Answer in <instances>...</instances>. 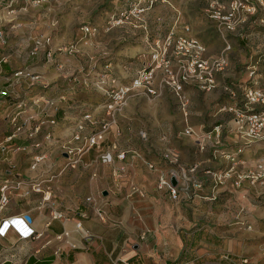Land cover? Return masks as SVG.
Wrapping results in <instances>:
<instances>
[{"label": "crops", "instance_id": "obj_1", "mask_svg": "<svg viewBox=\"0 0 264 264\" xmlns=\"http://www.w3.org/2000/svg\"><path fill=\"white\" fill-rule=\"evenodd\" d=\"M114 1L118 7L119 0ZM20 2L9 0L6 23L0 12V29L9 41L0 45V58L8 56V62H0V89L6 90L0 96V142L26 121L7 151L0 152V167L23 179L4 213L31 212L41 235L21 239L11 230L0 237V263L264 264V178H239L250 170L264 173V140L246 144L233 120L246 82H254L264 71L253 76L251 71H225L210 91L186 85L191 99L188 120L177 99L172 109L170 97L175 95L158 77L156 94L132 91L100 144L84 151L72 167L63 144L80 147L98 128L84 119L86 113L107 118L108 98L97 82L101 76L132 81L148 59L145 31L133 19L108 34L104 24L113 4L98 16L91 14L97 6L81 11L88 24L99 28L97 35H87L83 19L61 0H46L30 9H18ZM165 2L170 4L165 0L162 7ZM156 9L147 13V22L152 35H164L170 26L164 10L160 14ZM46 38L50 42L32 54L36 41ZM74 42L78 45L73 51L60 50ZM19 70L38 74L39 79L31 83L25 76L16 77ZM225 85H232L237 96L227 94ZM20 99L27 106L18 111ZM218 123L223 125L221 135L209 137ZM82 124V139L74 140ZM188 127L192 133H186ZM35 141L41 146L34 147ZM16 145L28 148L14 151ZM240 146L236 168L217 183L215 173L232 166L222 152ZM104 153L113 156L112 162L102 161ZM119 153L125 157L119 158ZM36 155L42 159L32 168ZM161 173L175 175L177 197L159 188ZM34 179L41 181L42 191L31 189ZM45 194H50L49 200Z\"/></svg>", "mask_w": 264, "mask_h": 264}, {"label": "built area", "instance_id": "obj_2", "mask_svg": "<svg viewBox=\"0 0 264 264\" xmlns=\"http://www.w3.org/2000/svg\"><path fill=\"white\" fill-rule=\"evenodd\" d=\"M159 1L164 0H135L131 10H121L117 14L110 17L109 27H115L129 20L130 17H135L140 23V27L145 31V41L149 47L148 59L138 69L130 83H119L117 79L112 78L109 84H105L107 80L102 78L98 83L103 94L108 98L106 103L107 118H94L92 114L86 113L84 119L97 125L98 128L92 134L86 137L85 142L80 147H72L70 143H64L63 147L69 156L68 165L75 167L80 160V155L89 150L95 145H99L104 137V132L112 121H114L115 113L122 110L127 103V99L132 91L143 89L149 94H156L157 89L155 83L158 77L161 82L169 87L175 95L178 104L181 108L183 116L186 120L190 116L191 99L185 92L186 85H193L201 90L210 91L218 87V75L224 73L228 67V52L231 49L229 34L236 31L239 24L247 17L256 16L264 9V0H210L207 6L208 16L214 20L220 27L222 37L226 42L224 50L215 55H208L206 46L198 38L179 34L175 27L171 28L164 35H152L149 24L145 18V14ZM42 0H32L33 5H39ZM264 21V19H261ZM85 33L96 35L99 28L94 25L86 24L82 27ZM50 42V38L39 39L34 44L31 53L36 54L43 46ZM9 44L7 34L0 29V45L7 46ZM71 45L70 50H73ZM67 47H61L60 50H67ZM0 62H8V56L2 55ZM253 71L251 72V75ZM16 77L30 78L31 83L39 79L38 74H33L27 71L19 70L14 74ZM257 84V82H254ZM224 91L232 96H237V90L232 85H225ZM6 95L5 89H0V96ZM39 102V99L34 100V103ZM27 103L20 99L17 101L18 111L25 109ZM234 124L239 136L246 142L251 144L257 141L264 140V87L247 85L242 97L241 104L234 108ZM33 116H30L32 118ZM17 118V115L14 117ZM52 123L55 120H51ZM26 121H24L25 125ZM44 123V122H43ZM23 125V126H24ZM22 125H18L15 131L9 134L6 139L0 142V152L7 151L9 144L19 136L22 131ZM85 126H79V131L73 135L74 140H81L80 132ZM39 130V126L34 132ZM223 130V125L218 123L209 132V137L212 133L220 136ZM186 133H192V129L188 127ZM33 132L29 135L33 136ZM47 138H51V134H47ZM34 147H40L41 142L35 141ZM28 147L16 145L14 151L26 150ZM243 147H238L236 151L224 150L222 153L231 161L232 166L228 170L220 173H215V181L221 183L224 179L230 176V173L236 168L238 163V154L242 153ZM119 158H124L125 153H119ZM42 159V156H34L35 162L32 168H35L37 163ZM101 159L105 163H110L113 156L110 153H104ZM258 175L252 171L240 173L239 178H256ZM260 176V175H259ZM264 176V173H262ZM174 174L161 173L158 181L159 188H167L173 197H177L179 190ZM23 179L14 174L10 168L0 167V237H5L9 231H15L21 239L38 237V233L33 226L34 217L31 212H23L16 215H6L4 212L7 209L11 193L20 188ZM32 190L40 192L41 181L31 180L29 182ZM45 200L50 199V194L44 195ZM57 216H61L57 213ZM102 219L105 215L100 212ZM67 234V232L65 233ZM63 234L58 235L61 239ZM1 264V263H0Z\"/></svg>", "mask_w": 264, "mask_h": 264}, {"label": "rangeland", "instance_id": "obj_3", "mask_svg": "<svg viewBox=\"0 0 264 264\" xmlns=\"http://www.w3.org/2000/svg\"><path fill=\"white\" fill-rule=\"evenodd\" d=\"M45 1L46 0H42L39 5H33L32 0H23L22 3H19L20 6L18 7V9L27 6H29V9L31 7H39L42 3H47ZM164 1L157 2L148 12L153 11L157 7L156 11L161 14V11L163 9L165 12L166 19L168 21L167 26H170L169 29L175 27L179 34H186L198 38L206 46L208 55L219 54L224 50L226 42L222 37L221 29L219 25L208 16L207 13V6L210 0H170V4L165 2L167 3L166 6L162 7ZM61 2V5H63V7L75 9V11L72 10L69 12L73 13L79 19H83V15L85 13H81V11L88 9V6H97L96 8H91V14L92 16H98L100 11L105 10L108 5L111 6L115 1L90 0L89 4H86L85 0H68L67 2H63V0H61ZM107 2H109V4H107ZM8 3L9 0H0V12L2 13L1 21L3 23H6L7 21L4 8L7 6ZM134 3L135 0H119L118 7H115L113 4L109 8V10L106 12L109 13V17L104 24V27L107 28L108 34L111 33L113 28L119 26L117 25L115 27H112L111 29H108L110 17L113 14H117L121 10H131ZM147 13L145 14L146 20H148L146 16ZM262 18L264 19V9L261 10L258 15L247 17L246 19H244L239 24V27L236 29V31L229 34V41L232 47L228 52L229 64L225 71H253V74L251 76L255 75L257 71H264V21L261 20ZM133 19L136 18L130 17V19L125 21L124 23H130ZM80 23L82 27L88 24L87 21H85L84 19ZM71 45H73L75 48L78 43L74 42V44L63 46L67 47L68 49L61 51L67 53L73 51L74 48H72L73 50H70ZM111 46L112 48H114V45ZM101 77L104 78L103 76ZM263 77L264 75L259 76L258 79L254 81L257 82V84H254V82L249 81H247L246 84L251 85L252 83V85L254 86L264 87ZM112 78L106 77L109 82H106L105 84H109ZM99 82L100 81H98L97 83ZM173 97H170V101H172V109L175 110V103L177 101H175L176 98ZM234 116L235 114L233 115V118ZM177 121L179 123V120ZM250 171L257 174L258 176L256 178L249 179L253 180L258 178L261 179V177L264 178L262 174L260 175L254 172L253 170ZM201 222L203 223L204 221Z\"/></svg>", "mask_w": 264, "mask_h": 264}, {"label": "water", "instance_id": "obj_4", "mask_svg": "<svg viewBox=\"0 0 264 264\" xmlns=\"http://www.w3.org/2000/svg\"><path fill=\"white\" fill-rule=\"evenodd\" d=\"M174 183H175V181H174ZM107 193H108L107 191L104 192L105 195H106Z\"/></svg>", "mask_w": 264, "mask_h": 264}]
</instances>
